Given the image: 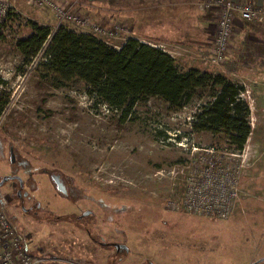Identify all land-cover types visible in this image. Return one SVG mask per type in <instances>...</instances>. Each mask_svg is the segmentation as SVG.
<instances>
[{
    "label": "rangeland",
    "instance_id": "rangeland-1",
    "mask_svg": "<svg viewBox=\"0 0 264 264\" xmlns=\"http://www.w3.org/2000/svg\"><path fill=\"white\" fill-rule=\"evenodd\" d=\"M6 1L21 20H8L0 40V176L16 174L37 189L24 202L32 212L13 203L4 209L29 253L45 256V264H250L264 256V110L258 107L264 106V89L255 95L246 78L222 74L249 92L243 99L250 114L252 108L263 114L262 122L251 120L232 213L212 219L175 211L168 201L179 199L190 160L188 149L175 144L179 137L190 135L199 147L231 149L223 133L191 127L192 117L211 102L209 90L198 89L180 109L147 98L122 120L120 110L97 102L83 82L61 83L46 73L42 52L26 61L14 49L17 38L30 32L24 21L48 23L52 30L56 22L26 0ZM96 14L80 13L104 26L126 24L116 13ZM130 34L110 44L119 46ZM212 73L221 75L215 67ZM49 174L63 179L68 196H59ZM102 242L124 244L128 251Z\"/></svg>",
    "mask_w": 264,
    "mask_h": 264
},
{
    "label": "trees",
    "instance_id": "trees-1",
    "mask_svg": "<svg viewBox=\"0 0 264 264\" xmlns=\"http://www.w3.org/2000/svg\"><path fill=\"white\" fill-rule=\"evenodd\" d=\"M8 20L16 23L21 17L12 8L8 10L0 26V40L8 29ZM24 23L30 32L17 38L14 49L26 61L42 52L46 73L61 83L83 82L97 102L120 110L122 120L147 98L157 97L171 109H180L198 89H208L211 102L192 117V129L223 133L233 150L244 148L251 127L250 108L240 96L245 89L242 85L224 75L181 68L168 52L133 37H127L117 49L89 32H78L65 24L52 30L32 20Z\"/></svg>",
    "mask_w": 264,
    "mask_h": 264
},
{
    "label": "built area",
    "instance_id": "built-area-1",
    "mask_svg": "<svg viewBox=\"0 0 264 264\" xmlns=\"http://www.w3.org/2000/svg\"><path fill=\"white\" fill-rule=\"evenodd\" d=\"M27 4L36 9H43L52 14L56 26L60 24L72 25L79 31L89 32L110 44V40L119 39V35L128 32L129 26L114 23L104 26L92 23L88 17L79 16L72 12L64 0H26ZM201 7L216 11L213 48L210 52V62L215 66H222L227 61L229 49L234 40V22L240 19L244 23L264 21V8L248 2L230 0H205ZM11 5L6 0H0V26L5 20ZM131 37V35H129ZM127 37L123 38L122 43ZM156 46V45H154ZM157 48L167 52L164 44H157ZM245 90L240 94L243 98ZM250 108V105H249ZM253 120L250 117V127ZM177 146L188 149L190 160L185 169L182 191L179 199L168 201V205L187 214L208 216L212 219H227L232 213L234 205L239 199V180L241 166L247 156V147L242 150H220L216 147H199L194 144L190 135L179 137ZM160 173V172H158ZM161 174V173H160ZM14 224L10 222L3 208L0 206V264H45L48 263L43 255L29 253L19 240Z\"/></svg>",
    "mask_w": 264,
    "mask_h": 264
},
{
    "label": "crops",
    "instance_id": "crops-1",
    "mask_svg": "<svg viewBox=\"0 0 264 264\" xmlns=\"http://www.w3.org/2000/svg\"><path fill=\"white\" fill-rule=\"evenodd\" d=\"M201 1L203 0H64L78 15L89 13L93 16L102 11L104 16L116 13V19L129 26L131 38H136L143 44H164L168 48V54L177 60L181 68L213 72L215 67L221 75L226 71L233 76L246 78L250 81V88L247 90L252 89L255 95L258 94L257 89H264V21L259 24L253 22L250 26L236 18L233 26L234 40L227 52V61L221 67L215 66L210 62V52L213 48L216 11H205L201 7ZM230 1L248 2L264 8V0ZM48 14L54 20L51 13ZM152 27L156 31L152 32ZM222 67L224 70L220 71ZM258 99L256 97L257 102ZM258 107L260 111L264 110L260 103ZM252 110L253 108L250 116L255 121L262 122L263 114L259 109L256 115Z\"/></svg>",
    "mask_w": 264,
    "mask_h": 264
},
{
    "label": "flooded vegetation",
    "instance_id": "flooded-vegetation-1",
    "mask_svg": "<svg viewBox=\"0 0 264 264\" xmlns=\"http://www.w3.org/2000/svg\"><path fill=\"white\" fill-rule=\"evenodd\" d=\"M13 147H9L8 151H9V163L14 165L15 162V154L14 151L12 150ZM50 175V179L52 182V187L57 191V193H59V196H63L66 197L69 195V188L66 187V184L64 183L63 179L57 175V174H49ZM53 175H57L59 178L60 183H62V187H64V191H59V189L56 187V183L53 181L52 176ZM3 176H6L8 178V180H6L3 184L0 185V206L3 208V210L6 208L8 209H13L11 208V203L18 205L21 209V211L24 212V210H27L29 212H32L33 207L32 205L29 206L28 208L24 207V202H29L30 200L34 199V194L36 193L37 189L35 188V186H32L31 184L29 185L27 181H22V179L20 177H18L16 174H9V175H2L0 176V181L2 179ZM11 177V178H10ZM10 178V179H9ZM12 183V185L10 186V188L8 190H4L3 188L8 184V183ZM35 201V200H33ZM36 205H35V209L39 208V201H35ZM5 211V210H4ZM6 213V211H5ZM87 214V215H86ZM91 214V212H84L83 216L88 217V215ZM78 219L81 218V216L77 217ZM90 234V232H89ZM101 245H107L110 246L111 249H113L115 252H118L120 250H124L122 246H124V244H120V243H100ZM118 246V247H117ZM126 247V246H125ZM127 249V247H126ZM128 251V249H127ZM125 251V252H127ZM263 259V260H260ZM259 263H264V256H260L258 257L255 261H252L250 264H259ZM151 264V263H148Z\"/></svg>",
    "mask_w": 264,
    "mask_h": 264
},
{
    "label": "water",
    "instance_id": "water-1",
    "mask_svg": "<svg viewBox=\"0 0 264 264\" xmlns=\"http://www.w3.org/2000/svg\"><path fill=\"white\" fill-rule=\"evenodd\" d=\"M52 179L56 183V185H57L56 187L59 189V191H64V187H62L63 185H62V183H60L58 176L57 175H53L52 176ZM6 180H8V178L6 176H3L2 179H1V181H0V185L3 184ZM122 247H123V249H125V251H127V249H126L125 246H122ZM260 260H263V259H260Z\"/></svg>",
    "mask_w": 264,
    "mask_h": 264
}]
</instances>
